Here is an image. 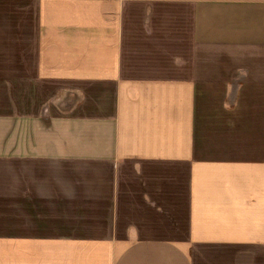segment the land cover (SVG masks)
I'll return each mask as SVG.
<instances>
[{"label": "crops", "instance_id": "1", "mask_svg": "<svg viewBox=\"0 0 264 264\" xmlns=\"http://www.w3.org/2000/svg\"><path fill=\"white\" fill-rule=\"evenodd\" d=\"M0 264H264V0H0Z\"/></svg>", "mask_w": 264, "mask_h": 264}]
</instances>
